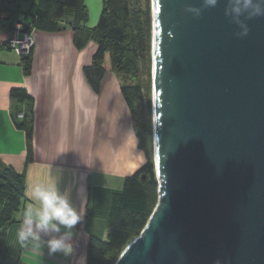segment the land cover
<instances>
[{
	"label": "water",
	"instance_id": "obj_1",
	"mask_svg": "<svg viewBox=\"0 0 264 264\" xmlns=\"http://www.w3.org/2000/svg\"><path fill=\"white\" fill-rule=\"evenodd\" d=\"M226 7L152 0L158 203L115 264H264V17Z\"/></svg>",
	"mask_w": 264,
	"mask_h": 264
},
{
	"label": "crops",
	"instance_id": "obj_2",
	"mask_svg": "<svg viewBox=\"0 0 264 264\" xmlns=\"http://www.w3.org/2000/svg\"><path fill=\"white\" fill-rule=\"evenodd\" d=\"M83 3L89 21L92 0ZM29 5L36 7L37 0L24 2L22 11L31 8ZM71 16L68 22L73 24ZM88 21L81 26L93 30L95 18L94 24ZM13 36L12 31H0V46ZM32 36L35 46L29 76L23 72L20 55L0 49V163L23 175L26 185V200L17 223L8 230L3 260L8 264H75L81 255L87 258L91 236L107 239L110 198L123 189L127 177L144 167L147 153L109 55L100 88L95 91L85 74L98 49L95 41H87L63 24L59 31L35 30ZM13 89L26 90L33 102L30 144L26 132L12 121ZM52 181L85 211L83 223L75 228L72 257L49 255L42 242L22 244L17 238L24 209L39 207L31 198L30 187Z\"/></svg>",
	"mask_w": 264,
	"mask_h": 264
},
{
	"label": "trees",
	"instance_id": "obj_3",
	"mask_svg": "<svg viewBox=\"0 0 264 264\" xmlns=\"http://www.w3.org/2000/svg\"><path fill=\"white\" fill-rule=\"evenodd\" d=\"M31 0H0V31L14 32L16 24L24 21L35 30L59 31L71 27L77 33L93 40L98 49L93 63L85 69L92 88L98 91L104 76L107 55L113 70L121 82L123 97L135 118V107L146 102L151 108L152 95V12L150 0L141 8L135 0H104L97 26L87 30L81 26L88 21V12L83 0H37L36 12L23 13L22 4ZM70 11L74 23L67 21ZM24 18V19H23ZM0 49H9L8 42ZM10 50V49H9ZM21 66L26 76L32 72L33 49L21 55ZM142 70V71H141ZM144 74L145 82L140 80ZM12 121L17 129L25 131L28 144L33 129V102L26 90L10 92ZM149 112V111H148ZM24 117L19 119V115ZM143 129L153 133L149 115ZM141 146L147 153V163L124 181L121 191L110 198L107 217V239L91 236L88 245L87 264H115L125 248L145 228L154 209L158 195L155 166L144 144V134L138 132ZM31 155V148H29ZM31 157H29L30 159ZM25 177L13 168L0 163V264L8 242V230L17 223V214L26 200Z\"/></svg>",
	"mask_w": 264,
	"mask_h": 264
},
{
	"label": "clouds",
	"instance_id": "obj_4",
	"mask_svg": "<svg viewBox=\"0 0 264 264\" xmlns=\"http://www.w3.org/2000/svg\"><path fill=\"white\" fill-rule=\"evenodd\" d=\"M218 0H203L205 8L215 7ZM229 7L225 8V16H231L239 27L238 37L249 34V26L239 19L264 17V0H228ZM188 13L194 18L201 15L200 8L188 6ZM32 200L39 202V207L31 205L24 209L22 223L17 231V238L23 244L28 241H39L46 246L49 255L62 254L72 257L76 247L74 237L77 235V224L84 221L83 207H77L71 199L70 193H61L55 181L50 183H36L30 187ZM75 264H87L85 255H81ZM215 264H220L219 260Z\"/></svg>",
	"mask_w": 264,
	"mask_h": 264
},
{
	"label": "rangeland",
	"instance_id": "obj_5",
	"mask_svg": "<svg viewBox=\"0 0 264 264\" xmlns=\"http://www.w3.org/2000/svg\"><path fill=\"white\" fill-rule=\"evenodd\" d=\"M135 2H137V5L140 6L141 8L145 7L146 5V0H135ZM103 3L104 0H92V6H90L89 8V21L88 24L92 23L94 18H95V23L96 25L99 22L100 19V14H101V10L103 7ZM150 4H151V12H152V0H150ZM31 6V5H29ZM27 7V6H26ZM31 11V13L36 12V7L35 6H31V8L29 7L28 10L26 11H22L23 13H29ZM70 19V11H67V21ZM153 21V19H152ZM94 24V22H93ZM110 62V61H109ZM142 71V70H141ZM145 77L144 74H142L140 76V80L145 82ZM147 100L146 102L139 104L135 107V123H136V127L137 130L140 134H144V144L146 146V149L150 155V157L152 158L153 162H154V166H155V161H154V136L153 133H147L144 131L143 129V124H145V120H148L149 115L151 117L152 123H153V92L151 95V108L150 110H148V106H147ZM149 111V112H148ZM19 119H22L23 117H21V114L18 117ZM158 203V195L156 196L155 202L153 204V207L155 208L157 206Z\"/></svg>",
	"mask_w": 264,
	"mask_h": 264
},
{
	"label": "built area",
	"instance_id": "obj_6",
	"mask_svg": "<svg viewBox=\"0 0 264 264\" xmlns=\"http://www.w3.org/2000/svg\"><path fill=\"white\" fill-rule=\"evenodd\" d=\"M24 24V21L16 24L14 36L8 41L9 49L20 56L29 54L35 46V41L33 39L32 32H30V29L27 34H21V31L24 29ZM21 117H24V115L21 114Z\"/></svg>",
	"mask_w": 264,
	"mask_h": 264
}]
</instances>
